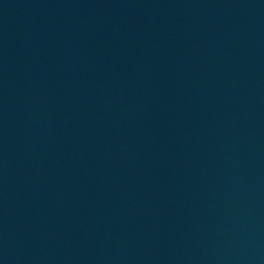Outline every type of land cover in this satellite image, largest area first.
I'll return each instance as SVG.
<instances>
[{
	"label": "water",
	"instance_id": "1",
	"mask_svg": "<svg viewBox=\"0 0 264 264\" xmlns=\"http://www.w3.org/2000/svg\"><path fill=\"white\" fill-rule=\"evenodd\" d=\"M0 264H264V0H0Z\"/></svg>",
	"mask_w": 264,
	"mask_h": 264
}]
</instances>
